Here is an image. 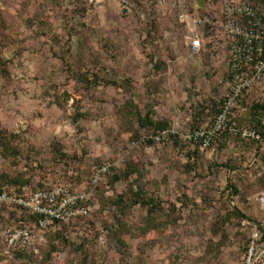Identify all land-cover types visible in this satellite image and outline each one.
I'll return each mask as SVG.
<instances>
[{
  "label": "rangeland",
  "instance_id": "rangeland-1",
  "mask_svg": "<svg viewBox=\"0 0 264 264\" xmlns=\"http://www.w3.org/2000/svg\"><path fill=\"white\" fill-rule=\"evenodd\" d=\"M121 1L0 0V191L91 193L87 214L47 229L0 207V264H247L254 228L264 242V83L205 149L179 135L133 146L212 125L229 52L206 29L193 53L174 0ZM224 1L206 7L220 15Z\"/></svg>",
  "mask_w": 264,
  "mask_h": 264
},
{
  "label": "built area",
  "instance_id": "built-area-1",
  "mask_svg": "<svg viewBox=\"0 0 264 264\" xmlns=\"http://www.w3.org/2000/svg\"><path fill=\"white\" fill-rule=\"evenodd\" d=\"M124 6L127 0L121 1ZM179 22L186 28L185 37L188 48L199 53L205 47L204 31L219 30L222 32L229 52L230 92L220 112L210 126L180 132L174 128L159 130L151 135H143L132 142L135 146L147 143H163L172 135H179L186 142L201 149L209 147L219 134L229 127L239 100L264 83V7H259L250 0H225L220 15L214 16L206 8L197 4L193 11L185 0H174L172 3ZM199 8L200 10H198ZM109 171V165H101L91 176V186L103 181ZM91 193L86 189H76L68 184H57L46 189L31 192L23 189L0 192V207L12 206L25 210L37 217L40 229L55 227L80 215L88 213V202ZM253 239L247 264H264V242L257 244L261 232L256 227L252 231ZM10 243L20 239H29L30 231L9 229Z\"/></svg>",
  "mask_w": 264,
  "mask_h": 264
},
{
  "label": "trees",
  "instance_id": "trees-1",
  "mask_svg": "<svg viewBox=\"0 0 264 264\" xmlns=\"http://www.w3.org/2000/svg\"><path fill=\"white\" fill-rule=\"evenodd\" d=\"M196 4H197V2H196ZM198 10H200L199 8H197ZM207 10H208V8H207ZM209 11V10H208ZM211 12V11H210ZM224 102V101H223ZM222 106V105H221ZM221 109V108H220ZM202 127V126H201ZM170 127H167V128H161L160 130H163V129H169ZM198 128H200V127H198ZM195 129H197V128H195ZM157 131H159V130H157ZM156 131V132H157ZM221 133H223V132H221ZM173 136V135H172ZM172 136L170 137V138H172ZM174 136H176V137H178L177 135H174ZM178 139L179 140H181L182 141V138H179L178 137ZM150 142H154V141H152V140H149L147 143H150ZM155 143V142H154ZM105 177H106V175L104 176V179L103 180H105ZM103 181H101L100 183H102ZM100 183H98L97 185H99ZM96 185V186H97ZM46 188H50V187H45V188H40V189H46ZM37 190H39V188L38 189H36V190H33V191H31V192H34V191H37ZM3 191H7V190H1L0 192H3ZM89 203V202H88ZM25 211V210H24ZM27 213V212H26ZM30 217H32L33 219H34V221H35V223H36V226L39 228V226H38V224H37V217L36 216H34V215H30L29 213H27ZM80 216H83V215H80ZM79 217V216H78ZM75 218H77V217H75Z\"/></svg>",
  "mask_w": 264,
  "mask_h": 264
},
{
  "label": "water",
  "instance_id": "water-1",
  "mask_svg": "<svg viewBox=\"0 0 264 264\" xmlns=\"http://www.w3.org/2000/svg\"><path fill=\"white\" fill-rule=\"evenodd\" d=\"M207 0H197V5L201 8H206Z\"/></svg>",
  "mask_w": 264,
  "mask_h": 264
}]
</instances>
